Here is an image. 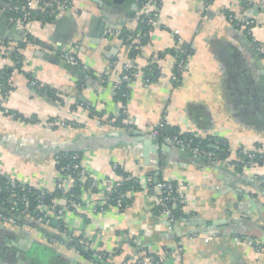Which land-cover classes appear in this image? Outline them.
I'll list each match as a JSON object with an SVG mask.
<instances>
[{
  "label": "crops",
  "instance_id": "crops-1",
  "mask_svg": "<svg viewBox=\"0 0 264 264\" xmlns=\"http://www.w3.org/2000/svg\"><path fill=\"white\" fill-rule=\"evenodd\" d=\"M72 1L79 12L60 24L14 21V30L0 24L4 48L24 59L12 89L6 96L0 91V108L15 114L0 112V173L54 192L60 177L56 157L76 152L101 182L121 179L114 170L119 166L137 180L183 183L186 218L172 226L157 212L156 190L131 191V205L122 211L97 210L87 195L80 210L67 214L72 226L89 236L88 253L102 254L105 264L165 251L180 256L167 264H264V165L238 169L234 163L241 151H264V61L256 51V44L264 46V0H215L210 5L205 0H161L160 20L134 57L129 53L139 44L140 0H110L101 10L94 0ZM229 15L255 22L251 34ZM185 44L193 52L175 85L173 51ZM69 49L88 71L61 64L59 53ZM118 59L134 60L137 73L126 105L127 128L112 122L125 107L113 93L122 68L111 65ZM152 64L160 77L149 82L146 68ZM10 66L9 57H0V72ZM32 80L60 92V101L36 91ZM54 121L65 126H51ZM163 121L180 132L223 139L230 166L188 156L165 140L157 143L146 165L143 142L127 132L151 135ZM44 232L34 223L0 221V264L13 261L6 246L16 256L21 248L29 249L30 240L27 257L40 251L38 264H93L72 248L46 244ZM235 238L245 240L237 243Z\"/></svg>",
  "mask_w": 264,
  "mask_h": 264
},
{
  "label": "built area",
  "instance_id": "built-area-1",
  "mask_svg": "<svg viewBox=\"0 0 264 264\" xmlns=\"http://www.w3.org/2000/svg\"><path fill=\"white\" fill-rule=\"evenodd\" d=\"M158 0H147L138 9V21L146 22L148 17V23L153 27L160 20V7L157 3ZM161 4V0H160ZM264 11V3L260 5ZM0 12L6 14L12 21H19L22 25H28L31 22L36 21L37 17H44L52 15L58 20L66 13L79 12L72 0H0ZM146 18V19H145ZM234 17L230 16V20L234 21ZM237 26L248 31L250 35L255 22L249 21L246 18L236 19ZM110 32V31H109ZM108 32V33H109ZM112 32V30H111ZM24 36H28L27 31H23ZM147 35L142 36L140 34L141 41L146 38ZM256 51L263 57L264 61V46L262 44H256ZM11 50L5 49L3 43L0 41V57H9ZM61 60H63L69 67L82 69L88 71L86 66L79 57L75 54L74 50L69 49L59 53ZM188 59L180 60L176 66V70L172 74V81L174 84L181 81V75L188 69ZM134 60L121 62V59L115 60L111 68L121 65L122 72L119 79L113 83V93L121 91L123 87L130 89L134 81V75H137L135 70ZM16 71L8 79V85H13V78ZM149 81V79H148ZM0 81V86H1ZM31 85L34 88L40 87L36 80H32ZM57 98L61 97L60 92L56 91L54 94ZM123 97H128L127 93L122 94ZM123 113L127 116V106L123 107ZM167 124L165 121L159 124L157 128L152 130L151 135L156 139L162 137L160 129H163ZM65 126V123L60 121H54L51 126ZM165 141L175 144L183 151L188 152L199 158H207L213 163H220L224 166H230L228 158H222L217 156L216 151H220L221 144L216 138L213 140L211 137H202L194 132H178L172 136L165 138ZM230 152V150L228 151ZM224 154V152H223ZM242 159H239L241 161ZM59 156L56 157V165L59 164ZM243 163V162H242ZM256 162L250 156L243 168L252 167ZM119 166H114V170ZM60 177L55 184V191H60V196L53 198L48 202L46 194L50 195L54 192H49L45 187H39L32 185L26 181L14 179L8 175L6 176V188L9 192V197L3 202H0V208L7 204L10 206L8 214H5L0 210V221L15 225H21L20 221L27 223H34L43 228L45 231L44 242L50 246H60L64 248H72L76 254L82 255L80 249L90 251V239L84 232L78 231L76 227H73L71 222L67 220V214L69 212H77L81 209L85 196L90 195L95 200L96 209L102 211L107 208H115L122 211L123 208L127 209L129 206L124 203L123 198L128 193H121L119 200L115 205L109 204L110 195L118 193L117 188L121 179L115 183L106 181L101 182L98 178L94 177L82 164V160L79 156L73 158V162L68 166L61 168ZM2 175V173H0ZM75 182L83 187V193L81 196L75 195L72 191L75 187ZM264 184V180H262ZM140 191L156 190L159 194V205L162 208L161 215L165 218L167 223L172 226L176 223V214L179 212L181 206H184L185 198L183 195L184 184L177 181H171L163 179L157 184L154 183L152 178H148L145 181L137 180ZM31 189H38L41 194L36 197L29 196ZM4 192V188L0 186V194ZM119 194V193H118ZM23 219V220H20ZM50 234V235H49ZM62 236L59 240L53 235ZM237 243L244 241V238H235ZM210 240L206 239L208 243ZM106 257V255H105ZM172 258L178 260L180 256L176 252H161L158 254H148L143 258L137 259L134 262L126 261L123 264H167ZM100 259H104L102 254H99L98 259H91L93 264H101Z\"/></svg>",
  "mask_w": 264,
  "mask_h": 264
},
{
  "label": "trees",
  "instance_id": "trees-1",
  "mask_svg": "<svg viewBox=\"0 0 264 264\" xmlns=\"http://www.w3.org/2000/svg\"><path fill=\"white\" fill-rule=\"evenodd\" d=\"M209 5L211 3H213V1L215 0H205ZM145 2H147V0H140L139 2V6H138V9L142 6V4H144ZM159 4V7H160V0H158L157 2ZM235 18V16H232ZM229 18H230V15H229ZM146 19V18H145ZM56 19L55 17H53L52 15H47V16H44V17H37L36 18V21H42V22H47V23H51V22H54ZM148 17L146 19V22L143 23V22H139V29H138V32L139 34H141L142 36H145L147 35V38L150 34V32L153 30V26L151 24H149L148 22ZM234 23L235 25L237 24V20L234 19ZM123 36H125V34H123ZM29 39H31V41L33 40V43H36V40L32 39L30 36H28ZM27 37V39H28ZM139 44H134L132 45L131 49H130V53H129V56L130 57H134V56H137L139 53H140V50H139V46H141L140 44H145L146 43V38H143L140 42H138ZM192 50H191V47L190 45H182L181 48H178L177 50H174L173 53L175 54V56L177 57V63L182 60V59H187L189 55H192ZM9 58L13 61V67L10 66V67H6L5 69H3L1 72H0V81H1V86H0V91L4 94V96H6V94L9 93V91L12 89L13 85L10 86L8 85V79L9 77L12 75V73L14 71H17V70H20L22 69V65H23V56L20 52L18 51H11L10 52V55H9ZM68 66V65H67ZM69 67V66H68ZM70 69H75V70H79V69H76V68H71L69 67ZM177 66H175V69L174 71L176 70ZM146 77L147 79H149V82H152L155 78H159L160 77V74H159V71H158V68L155 66V64H152L148 67V69L146 68ZM182 81V80H181ZM180 82L176 83L175 85H179ZM40 87H37L35 88L36 91H38L39 93L43 94L44 96L46 97H49V98H52V99H55V100H58L60 101L59 98H57L54 94L56 93V90L50 88V87H47V86H41L39 84ZM124 93H127L128 94V97H123L122 94ZM131 98V90L130 89H127L126 87H123V89L121 91H117L115 92L114 94V99L116 101H120L123 105H127L128 101L130 100ZM2 108V109H1ZM1 108H0V112L1 113H4L6 115H15L13 113H11L8 109H5L2 107L1 105ZM93 117H97L99 119L102 118L103 114H98L96 112H92L91 114ZM126 115L122 113L119 115V117L117 118H114L112 119V122L115 126H123L125 128H127L128 126L124 124V122L126 121ZM67 123V122H66ZM68 124V123H67ZM161 131V134H162V137L159 139V140H165L166 137L168 136H172L174 134H178V132H180L178 129L176 128H172L170 126H168L167 124H165V127L163 129H160ZM213 140H215L216 138L219 140L220 144H221V147H220V151H216V154L217 156H221L222 158H228L229 157V153L228 152L230 149L229 147L227 146V144L223 141V139H221L220 137H211ZM224 152V154H223ZM79 156L81 158V156L76 153V152H71V153H61L59 154V164L57 165V169L58 171L61 170L62 167L64 166H68L69 164H71L73 162V158L75 156ZM252 157V159L256 162L257 165H264V151H257V152H242L240 153L239 157H238V161L234 162L236 167L238 169H243V164L246 163V161L248 160L249 157ZM239 159H242L241 161H239ZM243 162V163H242ZM220 164V163H219ZM232 164V163H231ZM222 165V164H221ZM116 173L121 176V181L119 182V187L117 188V192L119 193H113L110 195V202L109 204H113L115 205L116 201L119 200L120 198V194L121 193H130L131 191H140V188H139V185L137 183V179L131 177V175L129 173H127L122 167H119L116 169ZM6 176L5 175H0V186H2L4 188V192L2 194H0V202H3L5 199H7L9 197V192L5 190L6 188ZM161 181V180H159ZM75 187L73 189V193L77 196H81L82 193H83V187L80 186L77 182H75ZM41 194V191L38 190V189H31L30 191V194L29 196L31 197H36V196H39ZM60 191H55L54 193H51L50 195L46 194L47 197V200L48 202H50L53 198L57 197V196H60ZM123 201L125 204H127L128 206L131 205V199H129V197L126 195L124 198H123ZM1 207V206H0ZM183 207L184 206H181L180 209H179V212H177L176 214V220H180L182 218H186L185 216V213L183 212ZM105 208H107V206H105ZM9 209H10V206L7 205V204H4V206L2 207V209L0 208V210H2L5 214H8L9 212ZM123 210H125L123 208ZM161 211H162V208L161 206L159 205L158 208H157V212L159 214H161ZM20 220H23V219H20ZM21 224H26L27 222L25 221H20ZM50 235V234H49ZM55 237H57L59 240L62 239V236H60V234L58 235H53ZM81 251V254L86 257L87 259H98L99 255L98 254H95V255H91L90 253H88V251H86L85 249H80ZM105 260L104 259H100V263L101 264H105ZM38 263H40V260L38 259ZM37 263V264H38Z\"/></svg>",
  "mask_w": 264,
  "mask_h": 264
},
{
  "label": "water",
  "instance_id": "water-1",
  "mask_svg": "<svg viewBox=\"0 0 264 264\" xmlns=\"http://www.w3.org/2000/svg\"><path fill=\"white\" fill-rule=\"evenodd\" d=\"M107 1H110V0H94V2L98 4V9L99 10L104 9L102 4H106ZM112 1L123 3V0H112ZM66 17H71V13H66L64 16L60 17L56 21L57 24L63 23V21L65 20ZM0 24H4V25L7 24L13 30L18 28V25L14 21H12L6 14H4L2 12H0ZM108 32H107V34H108ZM59 61L61 62L62 65H64V66L66 65V63L63 60L60 59ZM127 133L130 136L135 137L137 140H141L143 142V144H144L143 161H144V163L146 165H148L149 162H150V159H151V155L153 153L157 152V146H158L157 143L160 140L152 137V135L143 134V133H140V132H138L136 130H128ZM166 144L168 146H170L172 143L167 142ZM186 154L189 156L188 152H186ZM202 159H204V160L208 161L209 163H211V161L208 160L207 158H202ZM158 182H159V179L155 178L154 183L157 184ZM30 242H31V245H30L29 249L21 248L22 252L21 253H17L16 256H15V253L9 248L10 246L9 245L8 246L5 245L7 247V255L12 256V258H13V261L11 262V264H32L33 263V259L27 257L28 254H29V251L32 250L33 240H30ZM13 245H16V244H13ZM39 252L40 251L33 252V256L38 258L39 257V255H38ZM74 264H76V262H74Z\"/></svg>",
  "mask_w": 264,
  "mask_h": 264
},
{
  "label": "rangeland",
  "instance_id": "rangeland-1",
  "mask_svg": "<svg viewBox=\"0 0 264 264\" xmlns=\"http://www.w3.org/2000/svg\"><path fill=\"white\" fill-rule=\"evenodd\" d=\"M31 258L33 259V261H34L35 263H38V259H37V257H34L33 254H32V257H31Z\"/></svg>",
  "mask_w": 264,
  "mask_h": 264
}]
</instances>
